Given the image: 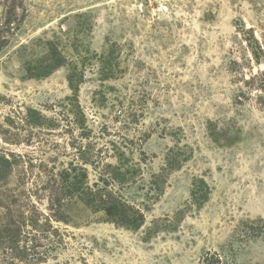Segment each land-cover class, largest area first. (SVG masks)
<instances>
[{
    "label": "rangeland",
    "instance_id": "1",
    "mask_svg": "<svg viewBox=\"0 0 264 264\" xmlns=\"http://www.w3.org/2000/svg\"><path fill=\"white\" fill-rule=\"evenodd\" d=\"M68 29L90 52L77 93L43 68L57 38L75 58ZM71 164L134 227L61 193ZM34 215L47 264H264V0H0V225Z\"/></svg>",
    "mask_w": 264,
    "mask_h": 264
},
{
    "label": "trees",
    "instance_id": "2",
    "mask_svg": "<svg viewBox=\"0 0 264 264\" xmlns=\"http://www.w3.org/2000/svg\"><path fill=\"white\" fill-rule=\"evenodd\" d=\"M65 22L69 23L70 20L66 19ZM70 25L68 24L69 29ZM69 29L65 32L68 36L65 38L67 41L65 46L74 50L75 58L69 60L64 55L62 39L57 38L48 43L50 60L43 68L45 74L50 75L60 68L67 67L69 87L74 93H77L84 79L83 67L86 59L82 58V56L84 52L87 54L90 52L89 49L85 50L86 46L83 40L78 39V37H70ZM106 41L105 51L97 60L105 78L111 79L118 72L120 63L117 54H121L122 45L110 39ZM179 163L175 156L172 158L170 156L167 166H180L178 165ZM116 168L117 173L120 174L123 170L126 171L128 167L122 163ZM61 177L64 184L63 188L60 189L61 193L67 192L70 196L85 202L93 211L104 212L106 216L111 219L114 218L112 220L118 221L122 226L134 227V217L138 214V211L110 190L107 181L103 179L102 185L95 183L90 186L87 183L88 177L85 169H79L72 164L71 168L64 171ZM206 193H208V190L204 193L192 191L194 202L197 203L202 196H206ZM49 209L56 219L59 221L64 220L62 219L64 215L62 196H51ZM33 217H31L32 225L30 229L27 228V225L25 226L19 220L15 221V219L9 221L8 224L0 225V264H47L49 256H51L54 249L49 248V246H43V242L54 235V229L51 225L52 218H45L46 222H43L37 215Z\"/></svg>",
    "mask_w": 264,
    "mask_h": 264
}]
</instances>
